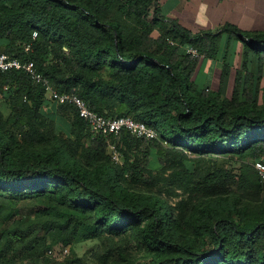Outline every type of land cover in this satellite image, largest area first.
<instances>
[{
	"label": "trees",
	"instance_id": "1",
	"mask_svg": "<svg viewBox=\"0 0 264 264\" xmlns=\"http://www.w3.org/2000/svg\"><path fill=\"white\" fill-rule=\"evenodd\" d=\"M157 3L0 0V54L33 62L96 114L158 135L93 136L62 104L67 134L43 111L40 85L0 73V264H264V181L253 167L264 162V34L220 29L240 34L258 73L243 67L229 94L212 91L194 75L217 56L220 33L166 23ZM86 241L97 244L77 257Z\"/></svg>",
	"mask_w": 264,
	"mask_h": 264
},
{
	"label": "crops",
	"instance_id": "2",
	"mask_svg": "<svg viewBox=\"0 0 264 264\" xmlns=\"http://www.w3.org/2000/svg\"><path fill=\"white\" fill-rule=\"evenodd\" d=\"M157 7L166 23L174 22L192 35H217L225 25L235 27L240 33L264 34V0H158ZM219 35L217 56L201 58L194 76L201 73L203 88L229 94L236 73L243 72V67L248 73H258V57L254 52H247L240 34ZM58 106L46 97L43 111L69 134L70 124L57 115Z\"/></svg>",
	"mask_w": 264,
	"mask_h": 264
},
{
	"label": "built area",
	"instance_id": "3",
	"mask_svg": "<svg viewBox=\"0 0 264 264\" xmlns=\"http://www.w3.org/2000/svg\"><path fill=\"white\" fill-rule=\"evenodd\" d=\"M186 54L189 55L191 59H196L197 57H199L198 53L194 49L186 50ZM12 69L24 71V73L34 83L40 85L44 89L46 97H48L51 101L57 103L58 105H72L76 110L78 117L81 118L87 124L93 136L117 135L121 130H126L137 138H143L147 140L157 139V132L153 128H150L143 123L136 122L130 117L107 118L98 115L90 109L89 104L86 101H84L74 93L57 92L52 87L49 80L43 77L37 71L33 62H21L17 59H11L5 54H0V73L8 72ZM109 148L112 152L113 161L115 163H119V152L115 149L113 145H110ZM253 167L260 180L264 181V162L261 160H257L254 162Z\"/></svg>",
	"mask_w": 264,
	"mask_h": 264
},
{
	"label": "rangeland",
	"instance_id": "4",
	"mask_svg": "<svg viewBox=\"0 0 264 264\" xmlns=\"http://www.w3.org/2000/svg\"><path fill=\"white\" fill-rule=\"evenodd\" d=\"M257 48H260V47H257ZM199 69H201V68H199ZM200 74H198L195 77V79H196L197 85L199 87H203V80H202L203 79V76H201ZM155 163L157 164V162H155ZM29 206H30V204L25 205L26 210H28L27 207H29ZM96 244H97L96 241H86V242L79 243L74 248V254L77 257H83V256H86L87 257L88 254H89V252L92 250V248L95 247ZM68 254H66V255H68Z\"/></svg>",
	"mask_w": 264,
	"mask_h": 264
},
{
	"label": "water",
	"instance_id": "5",
	"mask_svg": "<svg viewBox=\"0 0 264 264\" xmlns=\"http://www.w3.org/2000/svg\"><path fill=\"white\" fill-rule=\"evenodd\" d=\"M64 50H66V48Z\"/></svg>",
	"mask_w": 264,
	"mask_h": 264
}]
</instances>
